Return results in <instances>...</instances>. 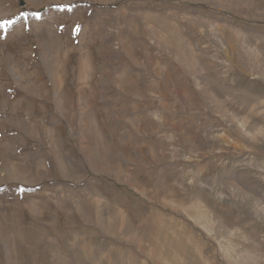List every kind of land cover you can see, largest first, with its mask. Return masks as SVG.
Instances as JSON below:
<instances>
[{"label": "rangeland", "instance_id": "1", "mask_svg": "<svg viewBox=\"0 0 264 264\" xmlns=\"http://www.w3.org/2000/svg\"><path fill=\"white\" fill-rule=\"evenodd\" d=\"M0 264H264V0H0Z\"/></svg>", "mask_w": 264, "mask_h": 264}]
</instances>
